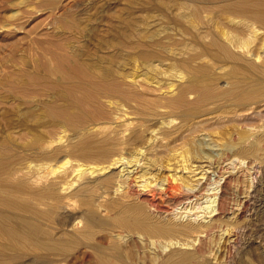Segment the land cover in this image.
Listing matches in <instances>:
<instances>
[{
	"label": "rangeland",
	"instance_id": "obj_1",
	"mask_svg": "<svg viewBox=\"0 0 264 264\" xmlns=\"http://www.w3.org/2000/svg\"><path fill=\"white\" fill-rule=\"evenodd\" d=\"M232 1L0 0V160L17 152L23 156L25 165L30 161L28 156L58 148L57 157L62 161L67 148L89 136L90 126L74 129L65 122L55 126L49 121L36 129L6 125L10 118L13 121L28 112L41 116L55 103L42 81L56 80L57 76L50 70L58 65L56 56L90 65L98 71L113 70L122 76L119 78L125 86L144 93L150 101L159 98L163 102L186 87L188 102L180 108L168 109L159 102L152 104V109V105L147 107L140 101L127 103L104 97L99 103L107 109V115L101 121L120 128L123 118L134 123L157 122L163 131L171 132L169 135L160 131L155 143L152 140L149 152L144 156V147L141 156L138 155L144 158L135 171L138 175L145 173L144 180L149 178L148 181L160 186L175 172L191 184L206 181L207 190L176 208L155 200L158 214L179 222L211 220L217 212L211 209L218 207L220 186L229 177L232 184L224 191L225 211L218 216L220 227L210 232L202 244L198 240L189 244L153 243L138 233L132 237L126 231L119 238V228L105 232L111 240L123 243L126 258L135 264H159L198 246L202 247L197 254L198 264H264V140L257 152L242 151L250 142L264 139V84L252 71L238 68L240 64L221 55L212 43L218 36L223 42L231 43L236 52L247 53L253 47L246 40L250 30L243 23L240 24L247 28L246 36L240 39L246 43L243 49L223 33V29L231 35L236 33L235 23H231L223 10ZM257 60L262 62L261 58ZM236 81L242 84L236 93L200 105L195 103L203 89L214 86L228 91ZM248 94L261 97L243 100ZM28 116L32 115L28 113ZM38 134L43 135V141H37ZM28 144L35 147H22ZM184 160L190 168L184 169ZM142 197L152 199L149 194ZM100 234L95 242L109 245V240L100 242ZM25 261L39 264L30 259ZM44 264L96 263L72 262L62 256Z\"/></svg>",
	"mask_w": 264,
	"mask_h": 264
},
{
	"label": "bare ground",
	"instance_id": "obj_2",
	"mask_svg": "<svg viewBox=\"0 0 264 264\" xmlns=\"http://www.w3.org/2000/svg\"><path fill=\"white\" fill-rule=\"evenodd\" d=\"M200 1L207 3V0ZM223 10L230 16L231 23H235V34L231 35L223 29L226 37L231 42L236 40L238 47L246 46L240 40L247 34V28L240 24L243 23L250 30L246 40L253 47L247 53L236 52L231 43L223 42L218 36L213 38L212 43L219 48L221 55L240 64L238 68L245 67L252 71L255 78L264 84V0H234ZM220 23L224 24L225 21ZM251 55L255 58L252 59ZM260 58L261 63L257 60ZM55 59L58 65L50 70L57 76L56 80L46 78L42 81L55 98V103L49 105L41 116L28 112L31 117L27 113L13 121L10 118L6 125L20 124L27 129H36L51 121L55 126L65 122L74 129L90 126L92 130L88 132L89 136L65 150L62 161L57 157L58 148L28 156L30 161L25 165L23 156L17 152H12L6 160H0V264H26V259L44 264L48 260L55 262L62 256L78 263L135 264L126 258L123 243L113 238L111 240L107 234L109 230L119 228V238L126 231L131 235L138 233L153 243L166 241V244L172 245L195 243L197 240L201 242L210 232L217 230L220 227L218 216L225 211L222 202L225 188L231 181L229 177L220 186L222 192L218 194V207L215 205L217 208L211 209L217 212L211 220L179 222L170 214L169 217L158 214V208L154 207L155 200L160 199L170 208H176L205 191L206 181L191 184L175 172L169 174L160 186L148 181L149 178L144 180L142 176L146 174L138 175L135 170L141 166L145 152H149L158 134L166 132L170 135L171 132L163 131V126L157 122L138 120L134 123L129 118H123L120 128L101 121V117L107 115V109L101 108L99 103L104 97L119 98L127 103L140 101L147 107L160 102L161 106L169 109L184 106L188 102L189 90L183 87L163 102L159 98L150 101L145 99L144 93L125 86L119 78L122 76L113 70H94L90 65L68 61L64 56H56ZM251 77L248 75V78ZM241 87V82L236 81L228 91L214 86L205 88L195 103L200 105L213 98L232 95ZM254 97L261 96L248 94L243 100ZM41 138L43 135L38 134L37 141H43ZM263 140L259 138L250 142L251 145L242 147V151L257 152ZM27 146L35 147L33 144L22 147ZM142 151L144 156L140 158ZM134 166V169L128 168ZM183 166L184 169L190 168L186 160ZM115 169L118 171H113ZM147 194L152 199H143L142 196ZM98 233H101L100 242L109 240L110 244L95 242ZM201 248L198 246L194 251L180 252L177 258L162 260L159 264H198L196 259Z\"/></svg>",
	"mask_w": 264,
	"mask_h": 264
}]
</instances>
